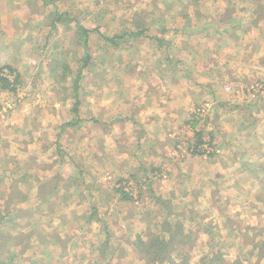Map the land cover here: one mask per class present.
I'll return each mask as SVG.
<instances>
[{"label": "rangeland", "instance_id": "374dc122", "mask_svg": "<svg viewBox=\"0 0 264 264\" xmlns=\"http://www.w3.org/2000/svg\"><path fill=\"white\" fill-rule=\"evenodd\" d=\"M2 65L0 264H264V0H0Z\"/></svg>", "mask_w": 264, "mask_h": 264}, {"label": "trees", "instance_id": "16d2710c", "mask_svg": "<svg viewBox=\"0 0 264 264\" xmlns=\"http://www.w3.org/2000/svg\"><path fill=\"white\" fill-rule=\"evenodd\" d=\"M43 1V3H47V1L48 0H42ZM195 1H197V0H188V2H192V3H194ZM57 14H60V12L58 11V12H56ZM135 27H137V28H139L140 30H139V32H137V33H143V31H145L146 29H148V27L146 26V22H145V20H143V21H138V23L137 24H135ZM76 29H77V32L80 34L81 33V35L82 36H84V35H86V31H87V29H85V28H83L80 24H78V23H76ZM94 30H96V29H92L91 31H94ZM131 34H136V32H131ZM114 38H115V36H113L112 38H109V37H106L105 36V39L107 40V41H109V42H111L112 44H114V45H116V41L114 40ZM86 48V47H85ZM83 58V64L80 66V67H78V71H77V73H76V76L74 77V80L72 81V86H73V90L76 92V90L78 89V80H79V78L81 77V71L83 70V67H84V65H85V63H86V61L88 60V53H86L85 52V54H84V56H82ZM4 69H6V72L4 71ZM71 72V70H70V68L69 67H67V66H65V68L64 69H62V72H61V78H60V80L62 81V82H64L65 81V79H66V77H67V75L69 74ZM12 73H14L15 74V78H14V81H15V79L18 77V74H16V70H15V68H13V67H11L10 65H2V66H0V86L2 87V88H8V89H10V90H12V89H15L14 88V86H13V83H10L11 81L8 79V75L9 74H12ZM64 87V90H68V87H66V86H63ZM66 97H67V93H66ZM77 104H78V99H77V94H75L74 95V100H73V107H74V110H76V107H77ZM196 114L197 115H199V112L197 111L196 112ZM193 115H195V114H193ZM196 120H194L193 122H191V124H190V126L191 127H193V128H195L196 127ZM195 136H196V139H197V141H196V143L194 144V146H193V148H192V150L190 151V153H193V154H196V155H198V156H201V155H203V154H205V156H209V155H211L212 153H213V149H211V150H209L210 148H211V141L209 142V140L207 141V142H205V141H203L202 139H201V132H199V131H197L196 133H195ZM190 141H192V139H189L188 140V143L190 142ZM179 141H176V149H179V146H180V144L178 143ZM206 145V146H205ZM189 148V147H188ZM199 149L201 150V151H199ZM153 169H156V168H153ZM133 175H135V174H133ZM118 180H120V178H118ZM125 185V186H124ZM116 186L117 187H115V189L117 190V191H119V193H120V196H121V200H124V201H126V200H128V199H131V196H130V193H131V191H133V189H131L132 187H130V188H128V190H124V187L126 188V186L128 187L129 186V184L127 185L126 183H125V181H120V182H118L117 184H116ZM61 188H62V186H60ZM12 193H14V192H12ZM11 193H9V195H10ZM13 198V197H12ZM12 198H10V200H12ZM3 205H5V204H2L1 206H0V208L3 206ZM8 206V205H7ZM5 208H7V207H5ZM5 210V209H4ZM7 211H8V208L6 209V212H5V214H3V215H1L0 216V226L2 227V226H4V219H6V216L8 215L7 214ZM90 217H92V216H90ZM13 220H16V217L14 218H12L11 217V219H9V221L11 222V221H13ZM5 224H6V226H8V224L6 223V220H5ZM8 227H10V226H8ZM5 233V232H4ZM3 233V229H1L0 228V235H2V237L5 235L7 238H9L10 237V234H4ZM4 234V235H3ZM158 238H159V236H155V238L149 243V244H147V246H146V244H144V242H140L139 244H137V247H138V251L139 252H141V253H144V254H147V251H150V250H152V252H160V250H161V248L159 247V243H162V241H160V242H158ZM168 246V245H167ZM146 247V248H145ZM11 258H15V256L14 255H12L11 256Z\"/></svg>", "mask_w": 264, "mask_h": 264}, {"label": "crops", "instance_id": "0c3cea01", "mask_svg": "<svg viewBox=\"0 0 264 264\" xmlns=\"http://www.w3.org/2000/svg\"><path fill=\"white\" fill-rule=\"evenodd\" d=\"M193 128V127H192ZM145 133V132H144ZM144 133H142V135L144 134ZM167 135V138L168 137H174V136H176V134L174 133V131L173 130H171L169 133H167L166 134ZM144 138V137H143Z\"/></svg>", "mask_w": 264, "mask_h": 264}]
</instances>
